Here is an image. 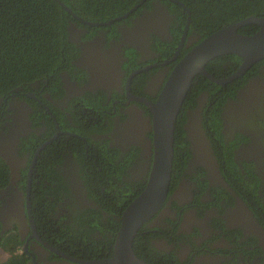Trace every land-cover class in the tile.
Here are the masks:
<instances>
[{
    "label": "flooded vegetation",
    "instance_id": "flooded-vegetation-1",
    "mask_svg": "<svg viewBox=\"0 0 264 264\" xmlns=\"http://www.w3.org/2000/svg\"><path fill=\"white\" fill-rule=\"evenodd\" d=\"M161 1L144 0L127 17L102 22L114 20L93 27L94 32L80 29L72 41L78 56L61 70L59 92L43 94L53 107L43 105L55 130L45 133L43 120L30 119L32 107L23 100L8 102L0 118V158L8 175L0 188V264L111 259L102 244L91 249L71 237L88 228L81 221L89 210L104 215L103 201L96 198L103 194L105 200L109 186L127 193L137 183L134 199L142 192L152 162L147 103L156 101L174 66L203 40L188 32L191 13L188 17L179 5L186 18L177 40L173 32L180 31V22ZM253 67L230 83L211 81L213 97L201 91L183 110V120L177 116L174 133L180 123L184 132L179 142L184 146L177 149L182 167L173 171L172 164L173 184L146 228L149 245L171 253L179 264H264V62ZM218 119L222 146L214 138ZM105 144L119 153L116 163H128L123 174L116 167L102 168L111 153ZM37 218L55 224L60 235L42 237ZM94 231L92 237L101 239Z\"/></svg>",
    "mask_w": 264,
    "mask_h": 264
},
{
    "label": "trees",
    "instance_id": "trees-1",
    "mask_svg": "<svg viewBox=\"0 0 264 264\" xmlns=\"http://www.w3.org/2000/svg\"><path fill=\"white\" fill-rule=\"evenodd\" d=\"M68 7L76 16L89 23H102L110 19L121 17L140 0H59ZM152 1V0H145ZM191 13V24L188 32H194L199 35L200 40L224 26L246 19L248 17H264V0H178ZM169 4V8L176 14L179 23V32L174 30L175 37L179 39V34L184 26L186 13L178 5H174L168 0H162ZM87 29L94 32L93 27L84 25L74 19L71 14L67 13L54 0H0V118L5 114L8 102L13 98H18L28 103L33 112L30 119L38 122L43 120L45 133L53 131L56 127L54 120L45 113L43 105L53 107L43 98L45 91L59 92V74L61 70L70 66V61L78 56V48L71 41L70 28ZM258 30L254 25L241 27L238 32L245 35H252ZM170 45L174 46L170 43ZM230 65L223 67L224 62ZM264 59L254 65L257 68L263 64ZM240 59L234 55H222L214 58L206 65V70L215 78H223L233 73L239 66ZM215 85L202 75L194 77L191 87L185 97L181 111H179V121L183 120V110L190 105H194V100L201 91L207 90L212 96L210 89ZM33 93L36 98H31L26 93ZM213 97V96H212ZM213 101V100H211ZM219 109L216 110V116L219 115ZM214 113L211 112V116ZM56 120H59L58 118ZM214 120V118H212ZM218 128L214 135L217 145L222 146L223 137L220 132L221 123L218 119ZM35 122V123H36ZM60 123H67L60 119ZM81 124V120L78 121ZM38 125V124H37ZM180 126L175 131V154L173 171L182 167L178 160L177 149L184 146L180 144V140L184 135ZM55 130V129H54ZM77 129H75L76 131ZM105 150L109 153L110 158L102 161V168L114 170L119 168L122 174L125 172L127 162L116 163L118 152L108 150L107 144L104 145ZM108 160V164L106 163ZM114 166V167H113ZM95 169V168H94ZM96 170V169H95ZM104 172V171H103ZM6 166L0 158V188L4 187L8 180ZM98 173V172H97ZM100 174V173H98ZM102 176V174H100ZM120 180L118 175H115ZM105 178V177H104ZM109 185V179L105 178ZM173 180V179H172ZM126 184V183H125ZM173 184L170 182L169 190ZM129 185L128 192L109 186L107 193L109 196L103 200L104 195L99 194L96 199H101L102 210L104 215L100 214L98 209L92 208L87 213V217L81 221V225H87L85 232L78 234L79 237L73 235L71 239L78 244L83 241L90 243L91 249L102 244L105 250L112 252L113 239L115 232L118 230L120 223V215L126 204L130 203L138 191L137 183ZM136 185V186H134ZM143 185V184H142ZM88 187V178L86 181ZM115 191L117 194H125L120 198L111 193ZM137 191V192H136ZM38 224L42 225L44 235L48 238L51 233H55V224L46 223L43 218L36 219ZM81 220V219H80ZM151 221V220H150ZM147 223L144 224L138 235L135 237L133 249L136 255L149 264H179L171 253H160L151 244L149 245V236ZM156 228V227H155ZM94 229L100 232L101 239H94L92 234ZM49 233V234H47ZM70 234H66L68 236ZM59 238V236H57ZM1 238V237H0ZM53 238V235L50 236ZM67 238V237H66ZM150 235V239H151ZM148 245L141 244L146 241ZM18 246V242H16ZM9 248H6L8 250ZM109 256V255H108ZM107 256V257H108ZM105 258L104 252L100 259ZM161 258V259H159ZM22 264V263H21Z\"/></svg>",
    "mask_w": 264,
    "mask_h": 264
},
{
    "label": "water",
    "instance_id": "water-1",
    "mask_svg": "<svg viewBox=\"0 0 264 264\" xmlns=\"http://www.w3.org/2000/svg\"><path fill=\"white\" fill-rule=\"evenodd\" d=\"M57 2L77 21L89 27L110 26L108 23H89L76 16L59 0ZM115 20H121L143 3ZM189 10L178 0H168ZM254 25L258 30L252 35L238 32L241 27ZM80 29L70 28L71 41L78 40ZM234 55L240 59L236 71L224 80L215 79L206 65L216 57ZM264 59V17H248L224 26L192 47L174 66L156 101L148 104L152 122V162L142 192L125 208L120 216L118 230L113 239L112 257L94 262L107 264H149L139 258L133 249L140 228L163 207L169 189L174 156V130L176 119L195 76L202 75L210 81L224 85L242 76L253 65ZM33 97V95H29ZM144 102V101H143Z\"/></svg>",
    "mask_w": 264,
    "mask_h": 264
},
{
    "label": "rangeland",
    "instance_id": "rangeland-1",
    "mask_svg": "<svg viewBox=\"0 0 264 264\" xmlns=\"http://www.w3.org/2000/svg\"><path fill=\"white\" fill-rule=\"evenodd\" d=\"M8 240V237L5 239V241H7ZM9 240H11V238H9Z\"/></svg>",
    "mask_w": 264,
    "mask_h": 264
}]
</instances>
